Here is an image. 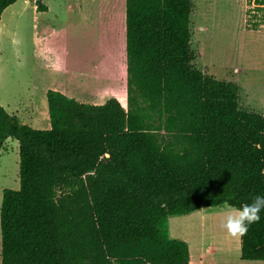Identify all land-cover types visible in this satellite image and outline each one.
Returning <instances> with one entry per match:
<instances>
[{"label": "trees", "instance_id": "1", "mask_svg": "<svg viewBox=\"0 0 264 264\" xmlns=\"http://www.w3.org/2000/svg\"><path fill=\"white\" fill-rule=\"evenodd\" d=\"M17 1L0 0V18ZM191 12V0H124L126 108L47 90L43 129L0 107L19 184L1 194L0 264H188L169 217L264 194V116L194 68ZM260 215L242 261L264 263Z\"/></svg>", "mask_w": 264, "mask_h": 264}, {"label": "rangeland", "instance_id": "2", "mask_svg": "<svg viewBox=\"0 0 264 264\" xmlns=\"http://www.w3.org/2000/svg\"><path fill=\"white\" fill-rule=\"evenodd\" d=\"M191 2L194 68L199 71L203 65L208 76L236 84L241 107L264 116L263 7L247 0L244 15L238 0ZM123 17L124 0H18L6 8L0 18V107L21 124L47 128L44 92L48 89L78 92L92 105L112 97L118 100L115 87L120 85L107 68L121 59L120 49L115 56L113 44L124 28ZM121 38L123 44V35ZM42 40V46L58 47L57 55L47 53L54 57L52 65L63 71L47 68L39 53ZM122 63L124 68L125 57ZM99 65L107 75L106 82L103 76L95 78ZM80 75L87 87L81 90L77 84ZM123 87L125 90V83ZM94 88L95 93H90ZM30 93L38 99L42 93L46 109L41 99L28 104ZM121 105L126 108V94ZM18 187V145L8 139L0 152V203L4 189ZM202 210L169 217L170 238H186L191 247L216 244L212 260L204 264H241L240 237L230 236L221 227L230 207Z\"/></svg>", "mask_w": 264, "mask_h": 264}, {"label": "crops", "instance_id": "3", "mask_svg": "<svg viewBox=\"0 0 264 264\" xmlns=\"http://www.w3.org/2000/svg\"><path fill=\"white\" fill-rule=\"evenodd\" d=\"M238 1H239V8L241 9V12L245 15L246 8H247V0H238ZM236 2H237V0H236ZM191 14H192V12H191ZM123 25H124V17H123ZM199 30H200V28H199ZM121 35H123V44H122V38L120 40ZM44 42H45V40H42L40 42V45H41L40 48L41 49L39 50V53L43 57L47 68L54 70V71H63L60 68H55L52 65L54 62V57L52 54L47 53V51L50 50V52H52L54 55H57V53L59 52L58 47L42 46V43H44ZM115 45H116V47L113 50L114 54L117 57L119 55V49H120L121 59L117 58V63L115 62L114 65L109 66L107 69L112 70L111 72H113V74L115 76L114 82H116V84L120 85V86H116L115 88H116V92L118 95V100L121 104H123L125 102V90H124L123 84L125 83V75H126L125 67L124 68L121 67V66H123V63H122L123 57H125L124 28H123L121 34H119V37L116 38ZM122 51H123V53H122ZM199 71L201 73H203L204 75L208 76L206 67H204L203 65H202V70H199ZM100 76H103L104 81L106 82L107 75L105 73H102V69L100 68V65H99L97 67V70H96L95 78H101ZM84 81L85 80H84L83 76H81V75L77 76V84H78L79 90L87 88ZM48 90H50V89H48ZM53 91L59 92V93L63 94L64 96L71 98V99H73L79 103L89 104L88 101L86 100V97L84 99L83 97H81L80 94H78V92H77V94H73V93L71 94V93L67 92L66 90L62 89L61 87L60 88L59 87L53 88ZM46 92H47V90L44 92V95L46 94ZM90 93H95V88L93 90H91ZM112 98H115V97H112ZM33 99H38V97L34 93H33V96H31V93H30V99L27 101V103L31 105V103L33 102ZM39 99H41V102L44 104L42 93L39 95ZM104 102L105 101H102L101 103L96 104V105H102ZM93 105H95V104H93ZM44 107H45V104H44ZM45 109H46V107H45ZM9 115H11V114H9ZM11 116H13V115H11ZM46 116H47V113H46ZM17 120L21 124V122H20L21 120L19 118H17ZM46 120H47V118H46ZM26 126L32 127L31 125H26ZM43 129H46V128H43ZM202 209H204V208H202ZM202 209H200L198 211L203 212ZM182 239L184 240L183 242H185L186 244L188 243V240L186 238H182ZM215 246H216V244L215 245L210 244L209 246L208 245H199V246L191 247V246H189V244H187L188 254H189L188 264H204L205 261H207V259L212 260V255L217 251V249H215ZM240 262H242L241 264H264L263 262H260V261H242V260H240Z\"/></svg>", "mask_w": 264, "mask_h": 264}, {"label": "clouds", "instance_id": "4", "mask_svg": "<svg viewBox=\"0 0 264 264\" xmlns=\"http://www.w3.org/2000/svg\"><path fill=\"white\" fill-rule=\"evenodd\" d=\"M254 147L259 148V144ZM264 174V170H262ZM264 211V194L252 197L251 203L242 204L239 208H231L224 214L221 227L232 237H242L250 225L261 219L260 213Z\"/></svg>", "mask_w": 264, "mask_h": 264}, {"label": "bare ground", "instance_id": "5", "mask_svg": "<svg viewBox=\"0 0 264 264\" xmlns=\"http://www.w3.org/2000/svg\"><path fill=\"white\" fill-rule=\"evenodd\" d=\"M116 47V45H115V42H114V44H113V49ZM122 78V77H121ZM91 88V87H90ZM85 89V88H84ZM96 91V90H95ZM104 97V96H103Z\"/></svg>", "mask_w": 264, "mask_h": 264}, {"label": "water", "instance_id": "6", "mask_svg": "<svg viewBox=\"0 0 264 264\" xmlns=\"http://www.w3.org/2000/svg\"><path fill=\"white\" fill-rule=\"evenodd\" d=\"M123 107V106H122ZM124 108V107H123Z\"/></svg>", "mask_w": 264, "mask_h": 264}]
</instances>
